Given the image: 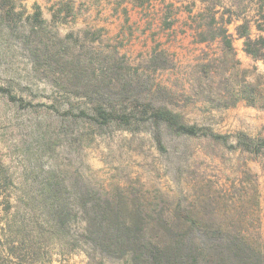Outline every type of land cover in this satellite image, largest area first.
Here are the masks:
<instances>
[{
  "label": "rangeland",
  "instance_id": "rangeland-1",
  "mask_svg": "<svg viewBox=\"0 0 264 264\" xmlns=\"http://www.w3.org/2000/svg\"><path fill=\"white\" fill-rule=\"evenodd\" d=\"M18 1L27 14L33 12L34 5L38 6L48 24H52L53 13L59 6H71L74 17L53 26L56 37H71L76 54L87 52L118 62L123 66L120 70L123 74L150 87L157 97L156 105L178 113L184 123L225 135L229 145L236 144L240 133L251 139H264V63L244 52V39L236 33V27L248 21L252 39L264 35L256 27L264 26V0H151L143 8L133 7L131 0ZM213 4L217 18L230 20L227 29L232 38L231 52L219 40L201 42L198 36L202 30L196 29L198 15L207 13ZM168 5H172L174 22L170 28L162 23ZM154 50L164 60L158 65L151 63ZM226 84L238 96L234 104V99L224 92ZM0 86L8 87L12 94L34 106L20 107L0 94V161L9 174L17 177L25 163L20 141L27 137L24 120L60 99L45 79L34 75L21 51L9 52L0 61ZM208 91L211 103L203 101L202 96ZM250 95L253 97L248 99ZM155 134L143 125L109 127L87 136L80 145L68 140L57 146L48 158V165L69 173L70 185L76 177L104 192L113 187L169 195L179 187L201 194L221 191L233 198L237 210L242 212L235 219L244 218L243 223L255 224L258 244L264 250V150L254 155L230 147L210 146L203 139L174 136L165 127L158 131L160 148ZM255 190L258 208L250 196ZM223 201L224 198L218 201L220 209ZM13 206L7 215L8 220L17 215L13 230L20 226L21 220L28 228H34L31 237L37 239L31 249L9 255L5 244L16 236L7 232L1 206L0 264H87L89 248L81 240L74 246L75 241L72 244L56 239L38 211ZM83 225V222L74 225L76 237Z\"/></svg>",
  "mask_w": 264,
  "mask_h": 264
},
{
  "label": "trees",
  "instance_id": "trees-1",
  "mask_svg": "<svg viewBox=\"0 0 264 264\" xmlns=\"http://www.w3.org/2000/svg\"><path fill=\"white\" fill-rule=\"evenodd\" d=\"M130 2L133 7L143 8L151 0ZM213 7L214 4L207 13L198 15L196 29H202L198 36L201 42L219 40L231 52L232 38L227 29L230 20L217 18ZM171 15L172 5H168L162 17L166 28L174 23ZM73 17L71 6H59L53 13L52 24H48L38 6L34 5L33 12L27 14L18 0H0V61L9 52L21 51L34 75L45 79L60 99L24 120L27 137L24 141L20 139L25 160L20 174L17 177L9 174L0 161V207L5 213L7 232L16 236L5 244L9 255L31 249L37 239L31 237L34 228H28L21 220L20 226L13 230L17 215L10 220L7 215L14 204L16 208L26 206L38 211L56 239L72 244L75 241L74 246L81 240L89 248L87 264H264V250L258 244L255 224L243 223L244 218L235 219L242 212L237 210L233 198L221 191L201 194L179 187L169 195L113 187L104 192L76 177L68 185L69 173L58 172L48 165V158L57 146L68 140L80 145L87 136L113 126L143 125L153 129L160 148L158 131L165 127L174 136L203 139L210 146L230 147L254 155L264 150L263 138L251 139L240 133L236 144L229 145L225 135L184 123L178 113L156 105L157 97L150 87L123 74L120 71L123 66L112 58L74 53V40L58 38L53 31L54 25ZM256 27L260 33L264 32V26ZM236 33L244 39V52L264 63V35L252 39L248 21L239 24ZM159 57L155 51L152 65L164 61ZM224 92L234 99L232 104L238 100L227 84ZM0 94L20 107H34L12 94L8 87L0 86ZM210 95V91L203 94V101L211 103ZM182 172L179 171L178 182ZM250 196L258 208L256 190ZM223 198L220 209L218 201ZM79 222L84 225L76 237L73 228Z\"/></svg>",
  "mask_w": 264,
  "mask_h": 264
},
{
  "label": "water",
  "instance_id": "water-1",
  "mask_svg": "<svg viewBox=\"0 0 264 264\" xmlns=\"http://www.w3.org/2000/svg\"><path fill=\"white\" fill-rule=\"evenodd\" d=\"M58 171V170H57ZM58 172H60V171H58ZM66 184H68V181L66 180ZM69 185V184H68Z\"/></svg>",
  "mask_w": 264,
  "mask_h": 264
}]
</instances>
